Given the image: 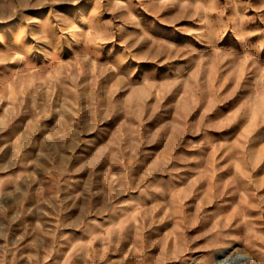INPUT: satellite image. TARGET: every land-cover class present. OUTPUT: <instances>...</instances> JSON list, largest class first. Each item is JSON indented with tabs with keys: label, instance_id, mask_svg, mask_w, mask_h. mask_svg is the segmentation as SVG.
I'll use <instances>...</instances> for the list:
<instances>
[{
	"label": "rangeland",
	"instance_id": "rangeland-1",
	"mask_svg": "<svg viewBox=\"0 0 264 264\" xmlns=\"http://www.w3.org/2000/svg\"><path fill=\"white\" fill-rule=\"evenodd\" d=\"M0 264H264V0H0Z\"/></svg>",
	"mask_w": 264,
	"mask_h": 264
},
{
	"label": "bare ground",
	"instance_id": "bare-ground-1",
	"mask_svg": "<svg viewBox=\"0 0 264 264\" xmlns=\"http://www.w3.org/2000/svg\"><path fill=\"white\" fill-rule=\"evenodd\" d=\"M218 261H220V259Z\"/></svg>",
	"mask_w": 264,
	"mask_h": 264
}]
</instances>
